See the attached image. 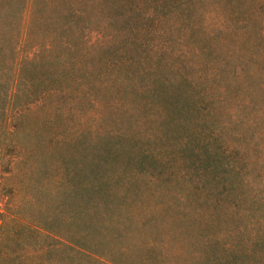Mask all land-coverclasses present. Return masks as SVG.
I'll use <instances>...</instances> for the list:
<instances>
[{
  "label": "trees",
  "instance_id": "16d2710c",
  "mask_svg": "<svg viewBox=\"0 0 264 264\" xmlns=\"http://www.w3.org/2000/svg\"><path fill=\"white\" fill-rule=\"evenodd\" d=\"M260 13L264 0H0V165L7 172L0 183V264H61L59 254L67 250L85 258L74 264H161L165 256L152 253L129 260L123 241L168 210L181 234L202 233L197 246L185 251L188 264H264V195L243 192L242 165L211 131L203 136V83L178 73L166 61V49L151 44L178 27L187 51L206 59L235 43L239 30L260 36ZM16 16L18 30H7L12 25L5 20ZM107 27L112 31L99 42L104 49L111 45V62L124 72L116 83L128 100L122 114L140 118H114L103 133L79 143L85 146L74 149L73 160L58 153L64 176L54 189L43 188L47 181L40 177L16 200L19 187L6 182L35 151L14 136L26 112L45 107L48 99L56 105L53 98L66 94L57 75L63 60L51 54L69 40L34 45L22 55L17 44L22 37L24 46L33 28L69 33L73 42L74 34ZM156 179L180 190L181 207L146 210L132 202ZM224 215L233 218L226 237L219 235Z\"/></svg>",
  "mask_w": 264,
  "mask_h": 264
},
{
  "label": "rangeland",
  "instance_id": "374dc122",
  "mask_svg": "<svg viewBox=\"0 0 264 264\" xmlns=\"http://www.w3.org/2000/svg\"><path fill=\"white\" fill-rule=\"evenodd\" d=\"M259 16L264 19V13ZM5 24L12 25L7 30H18V17L7 18ZM111 31L107 27L99 34H74L72 42L69 33L33 28L24 46L21 45L22 37L17 44L18 53L22 55L34 45L44 46L49 41L58 42L63 38L69 40L67 46L56 45L51 54V58L63 60L57 75L59 85L66 94L53 98L56 105H51L52 100L48 99L45 107L26 112L22 127L14 136L20 146L35 151L34 155L20 163L15 175L6 182L7 185L19 187L16 200L23 196L25 185L38 186L34 183L40 177L47 181L43 188L54 189V182L64 176L61 157L73 160L76 156L74 149L85 146L79 143L103 133L107 127L115 124L114 118H140L141 115L131 116L129 112L122 114L121 110L127 106L128 100L123 91H117L116 83L124 77V72L118 71L117 63L111 62V45L104 49L99 42L101 34L109 36ZM182 33L180 28L171 27L156 36L151 44L166 49V61L178 73L195 78L196 83H203L202 96L208 124L204 130L206 132H202L203 136L211 131L212 138L217 139L221 148L226 147L237 163L242 165L240 176L243 179V192L264 195V27L260 36L257 33L258 37H247L246 31L239 30L234 35L235 43L215 48L216 53L213 52V56L206 59L195 50L187 51L183 46ZM239 35L248 38L249 43L239 42ZM81 88L84 90L80 91ZM117 115L120 116L115 117ZM44 154L48 157L45 168H42L38 163L43 162ZM37 168L44 171L39 172ZM2 175H7L5 164L0 165V183L3 182ZM1 191L0 208L4 202ZM132 196L135 198L132 202L142 203L146 210L182 206L180 190L170 189L157 179L153 183L150 180L139 194ZM261 209H264V205ZM157 217L159 219L154 223L147 221L142 232H133L132 237H125L123 246L127 252L124 256L133 260L134 257L137 259L152 253L165 256L161 264H188L185 251L197 246L202 233L195 235L196 238L181 234L171 218L170 210L161 211ZM232 220L228 215L223 216L220 236L226 237V232L232 228ZM184 225L187 226L186 223ZM197 229L202 232L201 225H197ZM59 255L61 264L85 260L72 250ZM115 255H120V252L116 250Z\"/></svg>",
  "mask_w": 264,
  "mask_h": 264
}]
</instances>
